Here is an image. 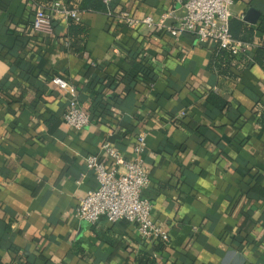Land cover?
Here are the masks:
<instances>
[{"label": "crops", "instance_id": "0c3cea01", "mask_svg": "<svg viewBox=\"0 0 264 264\" xmlns=\"http://www.w3.org/2000/svg\"><path fill=\"white\" fill-rule=\"evenodd\" d=\"M44 1L0 0V264H136L148 253L154 243L136 226L74 216L98 187L86 159L98 155L114 167L102 153L106 143L131 159L139 132L150 173L143 196L170 239L157 263L264 264V70L247 65L264 47L256 30L264 0L234 1L231 20L254 33L230 77L213 66V42L131 29L107 13L81 12L82 0ZM56 3L81 12L73 22L85 36L69 37L60 14L51 34L32 29L36 8ZM110 6L155 22L179 8L176 0ZM251 9L255 24L244 21ZM54 77L77 88L91 127L65 124L67 96ZM211 94L226 109L209 103ZM104 110L111 116L97 117Z\"/></svg>", "mask_w": 264, "mask_h": 264}, {"label": "built area", "instance_id": "2783aa9c", "mask_svg": "<svg viewBox=\"0 0 264 264\" xmlns=\"http://www.w3.org/2000/svg\"><path fill=\"white\" fill-rule=\"evenodd\" d=\"M102 1L107 7V16L125 27L134 29L143 25L165 30L174 36L189 34L201 42H213L234 56L247 50V45L234 39L230 32L231 8L235 0H176L178 10H171L158 22L151 17L135 18L126 11L113 12L109 8L112 0ZM54 14L74 22L81 20V12L56 3L50 10L36 8L32 29L38 33L51 34ZM168 19L174 23L167 24ZM51 82L67 96L63 116L65 124L75 131L91 127L94 121L81 105L77 88L60 77H54ZM145 139L144 132L137 133L129 160H125L110 144H104L102 153L114 165L110 169L98 155L86 159V167L95 175L98 187L80 199L74 216L76 220L88 224H95L101 218L112 224L126 221L136 226L144 241L167 245L170 241L168 233L153 221L152 205L143 196L150 184V173L143 161Z\"/></svg>", "mask_w": 264, "mask_h": 264}, {"label": "trees", "instance_id": "16d2710c", "mask_svg": "<svg viewBox=\"0 0 264 264\" xmlns=\"http://www.w3.org/2000/svg\"><path fill=\"white\" fill-rule=\"evenodd\" d=\"M43 2L46 1L43 0ZM109 8L110 10H112L110 5ZM79 9L81 10V12L107 13V7L102 0H82ZM229 27H230V32L234 37V39L242 43H247V42L249 43L252 40L254 33L253 29L249 30L245 28L242 22L230 20ZM256 30L264 35V16L259 20ZM69 31H70L69 37H71L74 40H76V38L74 37L75 35L78 34L79 36L80 35L85 36L87 33L86 29L82 27V25L74 24L73 20H69ZM236 31L238 32V34L236 33ZM240 34H244L245 37L244 35L240 37ZM76 44H77L76 41L72 42L71 46H74V51L76 53L82 54L83 49L75 47ZM241 59L242 58H238V56H234L229 51L225 49H220L219 46H217L213 54L212 63L213 66L218 70V73L220 75L230 77L232 76V74L229 72L230 66L235 65ZM255 64L259 65L264 70V47H260L257 49L255 53V57L247 65L248 67H250ZM139 71L145 72L144 70H140V69ZM144 75L150 76L149 73ZM208 102L215 105L216 107H219L220 109H226L227 107V103L224 100L212 94L209 96ZM104 111H105L103 112L104 114H101L97 117H101L102 119H105V117L110 114V111L109 110H104ZM92 114L93 113L91 112V118L94 117ZM163 251H165V245L162 243L155 242L148 253H141L138 256V258L136 259V264H158L157 259L154 257V255L161 254L163 253Z\"/></svg>", "mask_w": 264, "mask_h": 264}, {"label": "water", "instance_id": "95a60500", "mask_svg": "<svg viewBox=\"0 0 264 264\" xmlns=\"http://www.w3.org/2000/svg\"><path fill=\"white\" fill-rule=\"evenodd\" d=\"M257 16V13L251 9L247 12L246 16L244 17V21L250 24H255V17Z\"/></svg>", "mask_w": 264, "mask_h": 264}]
</instances>
